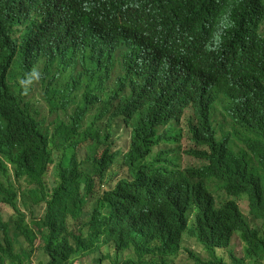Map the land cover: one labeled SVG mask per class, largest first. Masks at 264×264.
I'll list each match as a JSON object with an SVG mask.
<instances>
[{"label": "trees", "instance_id": "trees-1", "mask_svg": "<svg viewBox=\"0 0 264 264\" xmlns=\"http://www.w3.org/2000/svg\"><path fill=\"white\" fill-rule=\"evenodd\" d=\"M186 241L264 264V0H0V264H175Z\"/></svg>", "mask_w": 264, "mask_h": 264}, {"label": "rangeland", "instance_id": "rangeland-1", "mask_svg": "<svg viewBox=\"0 0 264 264\" xmlns=\"http://www.w3.org/2000/svg\"><path fill=\"white\" fill-rule=\"evenodd\" d=\"M36 98H38V96H36ZM182 145H183V149L189 148L188 142L183 141ZM198 163H199L198 160H196L194 157L189 156L187 154L183 155L184 166L198 165ZM214 194H215V197L217 199L218 205L228 199V197L226 196L225 192L222 189H217L214 192ZM239 205H240L243 213L248 216V204H247V202L245 200H240ZM232 242L234 244V252L236 253V255L238 257H240L242 255V247H241L238 239L233 238ZM186 249H190L193 252L199 253V249L197 248V246L194 244L193 241H186L182 251H180L179 257L177 258L175 264H195L194 261L190 258V255L187 253ZM40 256H41V250L39 248H37L36 253L32 257V261L39 260ZM202 259L204 261H210V259L206 256H202ZM85 264H90V260H87Z\"/></svg>", "mask_w": 264, "mask_h": 264}, {"label": "clouds", "instance_id": "clouds-1", "mask_svg": "<svg viewBox=\"0 0 264 264\" xmlns=\"http://www.w3.org/2000/svg\"><path fill=\"white\" fill-rule=\"evenodd\" d=\"M40 78H41V74L38 70H36L35 68L27 75V77L25 79H21L19 80V83L21 85V87L23 89H25L24 94H27V90L28 88L35 83L37 89L34 90L32 92V104L33 102H35V107L37 106H43V102H44V95H43V89L41 87L40 84ZM51 88H56V85L53 84ZM36 96H38V98H36ZM34 105V104H33ZM196 166V165H195ZM212 188V187H211ZM216 189H214L213 194L215 192ZM215 196V194H214ZM216 198V197H215Z\"/></svg>", "mask_w": 264, "mask_h": 264}]
</instances>
